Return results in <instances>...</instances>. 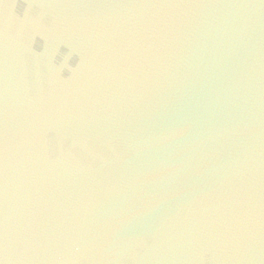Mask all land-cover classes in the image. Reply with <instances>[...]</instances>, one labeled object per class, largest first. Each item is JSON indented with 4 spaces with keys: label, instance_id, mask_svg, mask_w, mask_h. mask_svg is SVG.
Listing matches in <instances>:
<instances>
[{
    "label": "water",
    "instance_id": "obj_1",
    "mask_svg": "<svg viewBox=\"0 0 264 264\" xmlns=\"http://www.w3.org/2000/svg\"><path fill=\"white\" fill-rule=\"evenodd\" d=\"M0 264H264V0H0Z\"/></svg>",
    "mask_w": 264,
    "mask_h": 264
}]
</instances>
